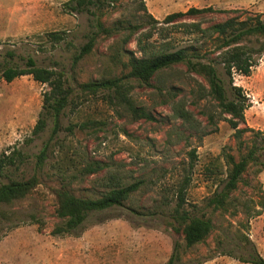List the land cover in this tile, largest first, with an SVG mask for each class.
<instances>
[{
	"label": "rangeland",
	"instance_id": "obj_1",
	"mask_svg": "<svg viewBox=\"0 0 264 264\" xmlns=\"http://www.w3.org/2000/svg\"><path fill=\"white\" fill-rule=\"evenodd\" d=\"M70 1L0 0V71L6 66L24 67L32 57L39 66L62 71L72 88L59 128L54 130L49 120L46 129L28 142L49 85L32 75L8 82L0 74V154L21 149L28 159L16 171L18 177L37 173L40 178L25 198L0 206V264H165L176 245L180 260L174 264L264 260V54L254 53L258 62L250 75L234 74V84L248 99L245 122L239 126L247 130L240 137L222 118L230 115L222 116L214 99L200 98L209 90L206 78L184 64L158 73L150 85L131 82V97L151 119L136 118L103 92L81 88L90 80L124 74L128 69L123 63L131 53L143 56L145 50L167 43L187 47L199 53L197 59L215 63L229 88L216 38L202 36L192 27L189 32L181 23L205 28L234 16L264 19V0H144L147 12L159 22H150L140 0L91 5L97 14L73 12ZM207 6L215 11L163 22L171 13ZM97 18L105 27L122 26L111 36L99 34L92 52L76 61L81 46L97 30ZM51 32L62 33L63 40L56 42ZM141 38H147L142 44L145 50L138 44ZM262 41L264 37H249L242 43L256 47ZM177 100L192 111V122L175 116ZM254 146L261 162H250L232 203L225 210L209 207L208 198L224 186L228 167L224 152L238 160ZM45 147L48 156L39 168L38 154ZM94 161L106 166L85 173L84 166ZM111 174L121 183H140L124 206L91 213L74 233L54 234L61 219L52 188L64 185L78 196L98 197L111 187ZM7 180L0 177V183ZM183 184V208L214 223L210 235L192 247L185 245L173 218Z\"/></svg>",
	"mask_w": 264,
	"mask_h": 264
},
{
	"label": "trees",
	"instance_id": "obj_2",
	"mask_svg": "<svg viewBox=\"0 0 264 264\" xmlns=\"http://www.w3.org/2000/svg\"><path fill=\"white\" fill-rule=\"evenodd\" d=\"M118 0H71L68 7L73 12H90L91 5L100 6L105 2L114 3ZM141 8L146 11V16L150 22H159L152 14L147 12V7L144 0H140ZM215 9L212 6L207 7H191L187 11H178L167 15L163 22L172 23L177 18H182L187 15H201L213 12ZM232 10L223 9L221 12H230ZM233 11H237L234 9ZM93 14H97L94 12ZM122 24V23H121ZM121 24H116L114 27H105L97 18L95 26L96 31L88 36V41L81 46L79 54L75 57L78 61L87 54H90L95 46V41L99 34L111 36L114 31L121 28ZM189 32H193L190 28L200 32L202 36L215 37L217 48L220 53V64L223 67V73L227 79L221 75L215 63L204 62L200 59L197 52H190L187 47H174L167 43L163 48L146 51L143 40H138L141 48L145 50L143 56L130 54L128 60L123 63L124 68L128 70L121 75L113 77H104L101 79L90 80L81 84L84 91L95 93L103 92L108 100L113 103H119L131 111L136 118L151 119L152 115L143 107H139L131 97L133 89L132 81L142 85H150V81L158 73L172 69L176 65L184 64L190 72L204 76L209 84V90L202 94L200 98L210 96L217 102L220 108V113L229 114L230 117H222L228 121L232 128L236 130L235 134L240 137L246 128L239 127L245 122V110L248 106V99L243 92V89L234 84V74L250 75L253 67L257 64L258 59L254 57V53L258 57L264 54V41L256 47L248 46L243 41L249 37H264V19L260 15H249L245 18L239 16L231 17L223 22L214 23L208 27H200L198 23H181ZM129 29H136L137 25H129ZM49 36L56 42L63 40V35L60 32H51ZM130 35H127L124 40L127 41ZM1 77L6 81L11 82L14 79L32 75L35 80L46 83L49 89L44 93L43 109L39 119L32 130V136L27 141L32 142L35 137H38L46 127L48 122L53 121L54 130L60 126V118L70 102L72 88L68 83V78L62 71L39 66L37 61L30 57L25 62V66H6L1 71ZM200 92V91H199ZM175 97V93L173 94ZM173 97V98H174ZM186 103L182 100L174 101L173 111L175 116L183 119L186 122L194 120L193 113L189 110ZM211 121L214 120V115H208ZM264 142V134L262 135ZM195 154V151H192ZM228 167L225 169L226 178L224 186L220 191H216L207 200V205L214 210H225L231 203V196L238 189L240 182L243 179L244 173L247 171L250 162L260 163V158L257 155V147L251 148L246 155L241 156L238 160L229 152H224ZM46 147L38 154L37 166L41 168L47 159ZM195 156V155H194ZM28 155L21 149L13 147L8 152L0 154V177L7 178V182L0 183V206L10 204L15 200L25 198L40 183V178L37 173L31 176L18 177V171L22 165L27 162ZM106 164L100 161L88 163L82 169L85 173H95L103 169ZM115 174H111L109 182L111 187L98 197H82L74 194L66 186L61 185L52 188V192L56 198V214L61 219V223L54 229V234L74 233L87 220L93 212H101L107 209L124 206L125 201L135 192L140 183L133 182L129 184L116 181ZM188 182V179H187ZM187 184V183H186ZM186 184L179 188V201L174 208L173 218L177 225L175 229L181 231L184 235L185 245L192 247L204 241L214 229V223L210 217L199 216L192 214L190 211L183 208L185 201L184 194ZM264 204V201L262 202ZM180 257L177 253V245L174 251L165 264H174L179 261ZM258 264H264V260L256 261Z\"/></svg>",
	"mask_w": 264,
	"mask_h": 264
}]
</instances>
